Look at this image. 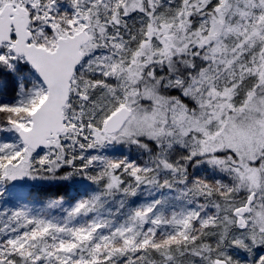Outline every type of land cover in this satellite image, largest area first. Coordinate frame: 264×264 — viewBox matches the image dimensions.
<instances>
[{
  "label": "snow or ice",
  "instance_id": "1",
  "mask_svg": "<svg viewBox=\"0 0 264 264\" xmlns=\"http://www.w3.org/2000/svg\"><path fill=\"white\" fill-rule=\"evenodd\" d=\"M0 202V264H264V0H0Z\"/></svg>",
  "mask_w": 264,
  "mask_h": 264
},
{
  "label": "rangeland",
  "instance_id": "2",
  "mask_svg": "<svg viewBox=\"0 0 264 264\" xmlns=\"http://www.w3.org/2000/svg\"><path fill=\"white\" fill-rule=\"evenodd\" d=\"M28 183H32V181H29ZM3 207H6L5 205H3V203L2 202H0V208H3ZM7 207H11L10 205L9 206H7Z\"/></svg>",
  "mask_w": 264,
  "mask_h": 264
},
{
  "label": "trees",
  "instance_id": "3",
  "mask_svg": "<svg viewBox=\"0 0 264 264\" xmlns=\"http://www.w3.org/2000/svg\"><path fill=\"white\" fill-rule=\"evenodd\" d=\"M69 192H71V189H68Z\"/></svg>",
  "mask_w": 264,
  "mask_h": 264
}]
</instances>
